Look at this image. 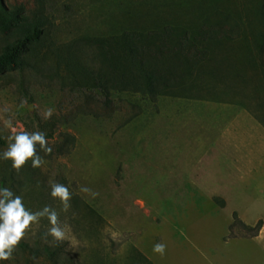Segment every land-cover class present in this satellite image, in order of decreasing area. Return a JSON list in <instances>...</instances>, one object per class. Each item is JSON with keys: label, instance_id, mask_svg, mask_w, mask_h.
<instances>
[{"label": "rangeland", "instance_id": "rangeland-1", "mask_svg": "<svg viewBox=\"0 0 264 264\" xmlns=\"http://www.w3.org/2000/svg\"><path fill=\"white\" fill-rule=\"evenodd\" d=\"M3 1L8 8L21 7L29 17L43 14L47 29L30 66L0 74V135L6 140L4 121L11 118L13 125L43 131L49 146L63 143L64 134L75 138L66 154L46 157L37 145L43 159L39 172L32 176L24 165L9 187L32 211L55 208L66 237L57 241L48 235L50 225L42 217L3 264H151L140 253L156 264H264V230L254 238L261 229L251 236L253 231L245 228L264 218L245 219L224 209L225 197L203 191L215 187L231 199L230 207L264 215V181H241L220 168L207 172L197 167L207 161L206 145L214 131L241 104L264 118L262 70L236 73L247 58L245 46L257 44L264 34L259 15L264 0ZM248 16L256 20L253 26H246ZM204 19L211 31L246 34L249 43H229L227 53L217 50L216 56L210 52L213 59L181 86V95L113 88L104 95L79 86L67 68L71 53L96 69L102 66L99 46L89 38ZM15 35L14 29L0 30V48ZM225 57L237 65H229ZM257 59L264 60V52ZM172 63L171 58L164 65ZM48 108L53 113L45 120ZM7 144L0 145V152ZM197 168L212 182L192 181ZM50 182L68 187L67 211L50 196ZM156 243L165 245L163 254L153 251Z\"/></svg>", "mask_w": 264, "mask_h": 264}, {"label": "trees", "instance_id": "trees-1", "mask_svg": "<svg viewBox=\"0 0 264 264\" xmlns=\"http://www.w3.org/2000/svg\"><path fill=\"white\" fill-rule=\"evenodd\" d=\"M259 15L260 22L264 24V7L260 9ZM244 22L249 27L253 26L256 20L248 16ZM207 23L208 19L198 20L190 25L181 22H160L149 28H128L115 32L108 38L92 37L88 42L99 46L98 55L102 66L96 69L82 59L81 55L71 53L68 56L67 68L74 72L73 77L79 86L85 90L97 88L104 95H108L112 88L119 92L134 89L152 95H181V86L194 72H204L203 67L213 59L210 52L216 56L217 50L221 54H224V51L227 53L229 43L233 44V47L237 43H249L246 34L239 37L228 33L219 34V31H211ZM12 29L16 35L0 48V74L31 65L34 47L44 38L47 19L41 13L29 17L23 13L21 7L8 8L4 1L0 0V30L8 33ZM245 47L248 48L245 52L247 58L242 60L241 70L236 66V73L251 68L262 70L264 74V60L257 59V55L264 52V34L259 35L257 44H248ZM171 58L173 63L170 66L164 65L165 61ZM226 59L229 65H237L232 59L225 57L224 60ZM217 66L219 71L220 67ZM242 74L246 75L245 72ZM112 75L116 81L112 79ZM74 142V136L64 134L63 143L50 146L52 151L44 153L43 156L69 153ZM6 144L7 141L0 135V145ZM37 154L40 156L38 151ZM10 165L9 160L0 162V186H12L11 182L18 174ZM25 166L26 173L32 176L39 172V167L33 168L30 160ZM234 215L236 216V213ZM261 227V221L253 228L245 226L247 230L253 231L251 236L257 235ZM140 254L143 259H147Z\"/></svg>", "mask_w": 264, "mask_h": 264}, {"label": "clouds", "instance_id": "clouds-1", "mask_svg": "<svg viewBox=\"0 0 264 264\" xmlns=\"http://www.w3.org/2000/svg\"><path fill=\"white\" fill-rule=\"evenodd\" d=\"M53 109L48 108L44 112V119L52 116ZM4 126L9 130L6 137L7 148L3 150L0 160L11 161V168L19 171L27 161H31L33 168L40 167L43 163L41 156L37 154V145L45 154L52 151L43 131H28L17 122L13 125L12 119L4 121ZM50 196L58 199L61 211H67L69 207L70 192L66 185L50 182ZM87 191V189H84ZM42 217H46L50 227L48 235L59 241L66 237L65 227L58 222V213L55 208L45 205L42 209L32 211L23 203L20 195L14 194L11 188L0 186V264L12 257L13 251L24 237L26 231L31 230L32 225L39 223ZM165 245L156 243L153 251L163 254Z\"/></svg>", "mask_w": 264, "mask_h": 264}, {"label": "crops", "instance_id": "crops-1", "mask_svg": "<svg viewBox=\"0 0 264 264\" xmlns=\"http://www.w3.org/2000/svg\"><path fill=\"white\" fill-rule=\"evenodd\" d=\"M207 134H210L208 130ZM206 151L207 161L206 163L203 160L199 161L197 164L198 168L205 167L207 172H209L211 167L214 168L215 171H219L220 168L221 173H226V175L229 176H236L241 181L251 179L252 181L250 182H263L264 118L255 112L250 105L241 104L240 107L233 110L232 114L222 122L220 131H214L213 136L210 138V143L206 145ZM198 168L192 170V176L190 175L191 180L195 182L201 180L212 182L203 177ZM203 191L208 195L210 192L215 191L216 194L225 197L228 200V203L224 209H229L230 212L232 209L236 210L242 214L245 219L248 217L254 218L256 216L264 218V215L261 213L248 215L242 213L236 206L230 207L231 199L225 194L215 190V187L210 189L205 187ZM216 199H219V197H216ZM220 201L222 204H225L226 202L225 199H221ZM236 211L235 213H237ZM260 220L261 219H259L257 223ZM246 225L252 226L250 224ZM263 230L264 222L262 223L260 235L254 238L262 237ZM191 244L196 250L205 255L198 244ZM142 255L144 254L142 253ZM145 257L151 262V264H156L152 258ZM212 264H217V262Z\"/></svg>", "mask_w": 264, "mask_h": 264}]
</instances>
